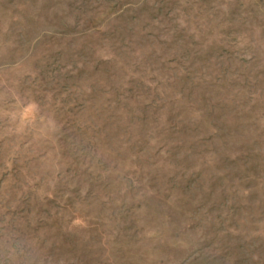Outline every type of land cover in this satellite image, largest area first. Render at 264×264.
Returning <instances> with one entry per match:
<instances>
[{
  "label": "rangeland",
  "instance_id": "374dc122",
  "mask_svg": "<svg viewBox=\"0 0 264 264\" xmlns=\"http://www.w3.org/2000/svg\"><path fill=\"white\" fill-rule=\"evenodd\" d=\"M0 264H264V0H0Z\"/></svg>",
  "mask_w": 264,
  "mask_h": 264
}]
</instances>
